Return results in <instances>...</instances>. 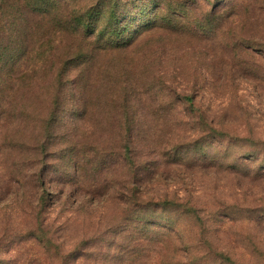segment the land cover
Returning <instances> with one entry per match:
<instances>
[{"label":"rangeland","instance_id":"obj_1","mask_svg":"<svg viewBox=\"0 0 264 264\" xmlns=\"http://www.w3.org/2000/svg\"><path fill=\"white\" fill-rule=\"evenodd\" d=\"M42 193L82 264H264V0H0V264Z\"/></svg>","mask_w":264,"mask_h":264},{"label":"trees","instance_id":"obj_2","mask_svg":"<svg viewBox=\"0 0 264 264\" xmlns=\"http://www.w3.org/2000/svg\"><path fill=\"white\" fill-rule=\"evenodd\" d=\"M29 169L28 167L24 171L19 172L18 167L14 166L10 173L3 176L9 177V179L2 178L1 180L10 184L12 181L16 183L26 179L24 183L26 185L28 183L27 178H33L36 180L35 186L40 184V187H43L45 178L43 171L30 176L28 175ZM48 195L50 196V194L45 195L43 193L38 195V203L29 215L30 218L28 220L32 218L31 222L27 220L26 229L20 232L22 236L20 244L17 245V251L19 253L23 251L22 254L30 256L29 264H82L85 253L88 254L87 259L93 258V253L90 252L91 243L88 241L77 242L73 247L71 245L70 249L66 248V245L59 243L54 226L51 222H47L48 218L45 216L47 209L52 205H49L50 201H53L52 197H54L52 194L49 199ZM8 228L10 231L12 230L10 227ZM124 246L127 247L126 252H128V255L132 252L136 253V245L132 249H129L130 245L128 246V244ZM139 246L140 244H138ZM83 264L88 263L85 261Z\"/></svg>","mask_w":264,"mask_h":264}]
</instances>
